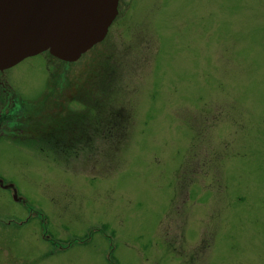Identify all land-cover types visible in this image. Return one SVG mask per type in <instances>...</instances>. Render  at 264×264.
Wrapping results in <instances>:
<instances>
[{
    "label": "rangeland",
    "instance_id": "1",
    "mask_svg": "<svg viewBox=\"0 0 264 264\" xmlns=\"http://www.w3.org/2000/svg\"><path fill=\"white\" fill-rule=\"evenodd\" d=\"M50 60L3 71L34 126ZM72 67L76 140L0 139V264H264V0H118Z\"/></svg>",
    "mask_w": 264,
    "mask_h": 264
},
{
    "label": "water",
    "instance_id": "2",
    "mask_svg": "<svg viewBox=\"0 0 264 264\" xmlns=\"http://www.w3.org/2000/svg\"><path fill=\"white\" fill-rule=\"evenodd\" d=\"M118 0H0V72L48 53L65 63L100 43ZM1 183V182H0ZM14 201L19 199L12 186Z\"/></svg>",
    "mask_w": 264,
    "mask_h": 264
},
{
    "label": "flooded vegetation",
    "instance_id": "3",
    "mask_svg": "<svg viewBox=\"0 0 264 264\" xmlns=\"http://www.w3.org/2000/svg\"><path fill=\"white\" fill-rule=\"evenodd\" d=\"M50 61L51 64L47 62V65L51 72L48 75L39 104H42L41 108L47 111L49 118L55 116L56 123H51L52 127H56L55 131L49 126L35 128V114L29 110V105L27 103L24 105L25 103L13 92L7 78L3 76L4 72H0V139L28 140L33 145L39 142V144L43 142L55 143L56 140L69 144L71 140H76V137L72 138L71 132L73 124L78 123L77 110L70 106L78 100L76 97L78 84L72 79L71 72H69L73 68V64H63L56 60ZM49 109L52 110L49 111ZM85 121L88 120L85 119ZM45 125L48 124L45 122ZM79 130H76V134Z\"/></svg>",
    "mask_w": 264,
    "mask_h": 264
},
{
    "label": "trees",
    "instance_id": "4",
    "mask_svg": "<svg viewBox=\"0 0 264 264\" xmlns=\"http://www.w3.org/2000/svg\"><path fill=\"white\" fill-rule=\"evenodd\" d=\"M24 105H26V104H24ZM38 106H40V105L38 104ZM36 107H37V106H36ZM34 116H35V118H37V119H38V117H40L38 114H35ZM46 123H47L48 125H45V123H44V124H36L35 128H36V129H38V128H42V127H45V128H46V127H48V126H49V128L52 127V126H51V123H54V124L56 123L55 116H53L52 118H49V117H48ZM52 128H53V131H55V128H56V127L53 126ZM54 133H55V132H54ZM52 144H53V143H52Z\"/></svg>",
    "mask_w": 264,
    "mask_h": 264
}]
</instances>
